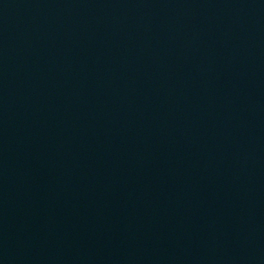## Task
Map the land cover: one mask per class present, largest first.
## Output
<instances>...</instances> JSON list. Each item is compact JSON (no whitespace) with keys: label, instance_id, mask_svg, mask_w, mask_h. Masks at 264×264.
I'll return each instance as SVG.
<instances>
[{"label":"water","instance_id":"water-1","mask_svg":"<svg viewBox=\"0 0 264 264\" xmlns=\"http://www.w3.org/2000/svg\"><path fill=\"white\" fill-rule=\"evenodd\" d=\"M0 264H264V0H0Z\"/></svg>","mask_w":264,"mask_h":264}]
</instances>
